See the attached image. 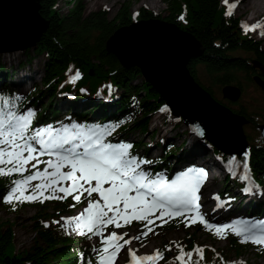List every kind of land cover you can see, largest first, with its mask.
I'll use <instances>...</instances> for the list:
<instances>
[{
	"label": "trees",
	"instance_id": "obj_1",
	"mask_svg": "<svg viewBox=\"0 0 264 264\" xmlns=\"http://www.w3.org/2000/svg\"><path fill=\"white\" fill-rule=\"evenodd\" d=\"M41 17L48 22L46 32L42 35L35 48L29 49L34 55L43 57L41 87L33 97V103L43 105V118L49 117L48 110H54L60 91L63 75L71 66L81 70L83 79L80 87H85L91 98L82 102L91 111L86 110L79 116L88 117L97 114L94 110H114L116 114H127L132 107L136 108L135 120L131 123L130 131L146 133L150 126V115L159 109L163 99L154 89L141 78L135 68L123 69L116 58L107 53L106 40L118 29L132 24L131 6L133 0H126L123 8L112 18L104 10L86 13L83 0H61L66 7L65 13L58 9L60 0H38ZM167 13L160 17L151 12H140L139 20L159 19L167 24L176 25L180 30L189 33L203 47L200 56L188 64V71L195 82L214 98L213 87L219 90L226 86L238 87L242 91L254 85L253 76L259 75L264 79V46L241 31L239 18L226 15L219 0H164ZM183 17V19H181ZM255 65V68L253 67ZM202 69L203 82L198 76ZM0 67V72H2ZM14 74L7 72L0 77L5 87ZM110 81L115 85L114 90H120V95L107 96L109 103H93L97 96L94 90L99 84ZM140 81L139 84L135 82ZM68 90V89H67ZM72 92V91H70ZM70 105L79 103L84 98L79 92ZM95 102V101H94ZM222 104V102H221ZM70 106V107H71ZM126 112V113H125ZM233 112L245 117L249 122L252 113L243 105H237ZM106 116V114H103ZM52 116V115H50ZM102 117L106 119V117ZM264 121V116H261ZM218 153V152H216ZM221 157L222 155L218 153ZM249 166L255 176L264 174V147L251 145ZM225 184H229L226 180ZM5 182L0 179V195ZM56 209L64 210V206ZM48 206L36 209L33 218V231L39 241L28 253H17L11 224H0V264H77L79 241L73 235L58 226L43 228L41 222L48 219ZM5 227V229H4ZM209 262V257L206 258ZM211 264V263H210Z\"/></svg>",
	"mask_w": 264,
	"mask_h": 264
},
{
	"label": "snow or ice",
	"instance_id": "obj_2",
	"mask_svg": "<svg viewBox=\"0 0 264 264\" xmlns=\"http://www.w3.org/2000/svg\"><path fill=\"white\" fill-rule=\"evenodd\" d=\"M234 7L235 4L229 5L226 15L230 16ZM258 26L256 24L251 27L255 29ZM244 27L247 30V26ZM76 76H79V72ZM35 115L31 108L26 113L19 114L15 106L10 105L9 97L0 93V177H12L14 174L20 177L10 181L13 186L3 200L8 204L35 201L45 190L51 192L47 197L49 199H65L80 190L89 197L93 193L98 194L99 199H90L79 216L68 219L74 221V232L85 235L86 229L88 233L102 237L103 247L98 251L99 264H113L120 249L130 243V240L119 243L122 236L116 231H112L107 237L103 236L107 225L114 224L116 228H120L121 220L125 225L132 220L147 221L150 225L153 217H180L187 221L185 226L199 221L207 229H215L214 234L219 238H225V230L231 228L241 238V243L252 242L264 246V221H233L229 225L212 224L205 218L198 203L201 198L198 193L207 177L204 168H188L169 182L159 174L153 176L142 167L151 165L154 161L134 156L130 151L133 144L106 141V136L111 135L119 127L118 124L88 127L72 122L59 129L48 125L30 134ZM38 152L41 155L46 154L48 160L41 161L36 155ZM247 155L244 154L243 160L245 170L249 167ZM235 160L236 157H231L229 163ZM32 161L35 163L31 164V168L35 171L25 174ZM40 163L46 165L42 171L37 168ZM246 178V175L241 177ZM34 180L41 182L32 185L30 182ZM62 181H71V184L62 186ZM29 188L32 189L31 195H25ZM243 191L250 193L253 190L246 187ZM58 192L64 193V196L57 195ZM74 199L79 201L81 197L75 195ZM148 231L152 229L149 228ZM143 235L146 236L147 232ZM197 251L202 256L203 250L197 248ZM180 253L176 259L184 264L182 248ZM128 254L131 264H157V260L163 258L159 249L152 255L137 256L129 248ZM186 255L191 260L193 253L188 252Z\"/></svg>",
	"mask_w": 264,
	"mask_h": 264
},
{
	"label": "water",
	"instance_id": "obj_3",
	"mask_svg": "<svg viewBox=\"0 0 264 264\" xmlns=\"http://www.w3.org/2000/svg\"><path fill=\"white\" fill-rule=\"evenodd\" d=\"M39 11L38 0H0V54L36 46L48 27ZM105 49L121 68H137L170 113L202 141L226 155L244 153L247 120L220 106L190 77L188 62L203 52L190 34L158 20L141 21L113 33ZM255 82L264 88L259 78ZM222 93L231 102L240 97V92L230 87ZM258 129L264 143V124Z\"/></svg>",
	"mask_w": 264,
	"mask_h": 264
},
{
	"label": "rangeland",
	"instance_id": "obj_4",
	"mask_svg": "<svg viewBox=\"0 0 264 264\" xmlns=\"http://www.w3.org/2000/svg\"><path fill=\"white\" fill-rule=\"evenodd\" d=\"M222 6L227 7V12L229 11V5L235 4V7L232 9V13L240 19L242 24L244 26H247L248 32H253V38L256 40H262L261 43L264 46V28L262 25V17H260L261 14H255L252 9H248L246 6H241L239 9V1L240 0H227V3H225V0H219ZM146 2V3H145ZM150 0H133L132 6H131V15H136L138 11L141 10H147L149 12H153L155 14H158V16L162 17L167 13L166 4L164 3V0H151V2H154V4L149 3ZM83 3L85 4L86 13L99 11V10H105L107 13V16L109 18H112L116 15L119 10H121L126 4V0H83ZM66 5L64 1L59 2L58 9L61 11V13H65L66 11ZM259 24V26L255 29H252V25ZM12 57V63H9L8 57ZM43 64V57L40 55H34L30 51L28 53L25 51L20 52H14V53H4L0 54V65L2 66V72H0V77L3 76L5 73L9 72H16L21 69H25L28 75L30 74L33 78L32 84H39L38 87L41 85V76L39 75L42 69ZM28 69V70H27ZM199 71V77L204 82L205 80L202 79L201 76H204L201 71L202 69H198ZM35 71V72H33ZM201 75V76H200ZM16 78V77H15ZM14 79V78H13ZM140 82V81H138ZM9 85V83H8ZM24 86L21 91L19 92H27L29 91L30 83L25 82V84L20 85ZM213 92L215 94L216 99L220 101L228 102L227 100L223 99L221 96V92L218 88L213 87ZM120 94V91L116 93V95ZM65 97V96H62ZM66 98V97H65ZM61 99V98H60ZM63 101H67L66 99L58 100L62 105ZM237 104L245 106L249 112H255L260 115H264V91L255 86L251 85L248 88H244V91L242 92V95L240 99L235 104H229L228 105L232 108H235ZM61 109H63V106H60ZM167 115L162 112V115H160L158 112L154 113L150 117V133L142 135L141 133L133 134L131 137H133L134 140H140L143 141L145 144L154 143L157 147L150 149V151H147L145 153L150 154V156H160L162 146H172L174 148H178L179 152H177L176 156L170 158L169 164H175L173 161L174 158L181 156L183 157L186 153L188 148H190V142L189 137L191 136L193 140L197 143L198 146L206 147L200 140L197 139V135H194L190 132H188V129L181 123H170L166 120ZM175 117L171 116L170 121H175ZM259 119H254L255 122H258ZM244 134L246 138L253 140L255 143H259V137H258V130L255 129V123L246 125L243 128ZM168 134V137L166 138L165 135ZM195 143V144H196ZM182 148V149H179ZM206 156H202L197 161H208L210 159L209 152L206 150L205 153ZM216 161L214 160L213 163ZM179 165L181 163L178 161ZM218 167L212 172V178L216 180L214 182V188L215 191H219V189H223L218 186L217 180L223 181L222 179L225 178L224 173L221 170L220 165L216 162ZM222 183V182H221ZM213 188V189H214ZM243 205H240L238 207V210H241ZM36 211L33 209H25L24 211L20 212L18 215H10L7 212H4L0 206V224H11L12 226V232L14 235V242H15V249L17 253H28L31 252V250L36 246L39 241L36 234L33 231V218L35 216ZM47 215H50V213H46ZM76 213L62 215L60 218L56 219L55 221H51V223L57 224V223H68L69 219L75 217ZM49 222H43L44 227H48L47 225ZM5 229V227H4ZM185 231V230H184ZM191 233L194 232V237L196 239V245L199 247H212L215 250L218 251V253H222L225 259H227V264H234L238 262H246L247 264H264V258H261L259 256L256 257L255 252L251 251L249 249H245L241 257L235 256V253L233 251H230V248L227 243H215L216 247H213L212 245L214 242H210V238L193 230L190 231ZM185 232H182L181 230H172L160 234H156L155 236H152V238L147 239L149 244L152 242V245L148 246L146 252L150 253L155 248H162L165 242L170 243H180L185 244ZM182 246V245H181Z\"/></svg>",
	"mask_w": 264,
	"mask_h": 264
},
{
	"label": "bare ground",
	"instance_id": "obj_5",
	"mask_svg": "<svg viewBox=\"0 0 264 264\" xmlns=\"http://www.w3.org/2000/svg\"><path fill=\"white\" fill-rule=\"evenodd\" d=\"M103 1H105V0H103ZM146 1H148V0H146ZM239 2L240 3H239L238 9L243 5V6H246L248 9H252L255 14H258V15L261 14L260 17H262V25H263V28H264V0H240ZM149 3L150 4H154V2H151V0H150ZM11 58H12L11 56L8 57V60H9L8 62L9 63L13 62ZM0 67L2 68L1 65H0ZM19 71H21V70H19ZM12 74L16 75V83H14V85H18L19 84L18 87H20V85L25 84V82H29V83L33 82L32 76L28 75V73L25 74V73H22V72H18V74H15L14 72H12ZM135 84H139V82L137 81V82H135ZM165 137L167 138L168 134H166ZM189 138H190L189 139L190 148H188L187 153L182 157V158L187 159V160H185L186 163L189 160H198V159H200L201 157L200 156H196L197 154L202 155V156H206L205 153H206V150H207L204 147L198 146L197 143L193 140V138L191 136ZM209 155H210V157H213L210 152H209ZM208 161L212 163V166H214L215 169L218 167V165L216 163H213L212 160L209 159ZM209 186H210V183L208 184V186L205 189V195L209 194V192H208ZM238 194L242 198H246V196L241 192V190H238ZM181 231L185 232V236H186L185 241L187 242L186 244H184L185 247L195 246L196 245V239L194 237L195 234H194V232H192V233L190 232V231H193V230L185 229V231L184 230H181ZM212 246L216 247L215 244H213Z\"/></svg>",
	"mask_w": 264,
	"mask_h": 264
}]
</instances>
